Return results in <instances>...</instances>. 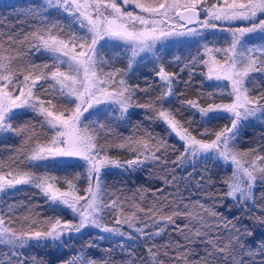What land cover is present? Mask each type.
<instances>
[{
	"label": "snow or ice",
	"instance_id": "obj_1",
	"mask_svg": "<svg viewBox=\"0 0 264 264\" xmlns=\"http://www.w3.org/2000/svg\"><path fill=\"white\" fill-rule=\"evenodd\" d=\"M52 10L58 14L54 19ZM27 15L37 20L28 31L0 34V133L23 137L20 155L10 157L8 165L0 162V193L31 186L54 215L40 218L31 209L22 218L0 215V245L11 250L14 264H28L19 250L33 243L66 245L90 228L98 230L101 240L118 236L150 242L169 227L185 243L149 244L151 264H264V259H256L264 257V241L255 250L247 247L243 236L254 233L238 228V221L222 215L214 204L160 197L157 189L145 207L142 190H137L140 202L134 195L128 204L115 194L106 200L104 185L110 168L131 172L169 163L168 142L140 125L133 135L110 139L113 114L116 121H125L130 109H143L146 119L162 122L169 136L174 134L182 144L183 151L172 164L204 159L230 167L231 174L221 181L226 189L222 197L251 210L253 221L264 227V191L259 200L255 194L257 185L264 186V146L237 147L241 128L252 119L264 120V0H42L28 8ZM205 32L226 35L218 46L221 38L207 41ZM180 38L206 41L185 65L188 80L181 81L161 62L155 71L159 94L152 95L151 85L128 83V73L141 54L155 56L158 46L179 43ZM121 45L129 54L126 69L115 67L103 54L105 47ZM35 54L45 55V62L34 63L30 57ZM197 68L214 90L185 98L186 92H178L177 85L190 87ZM202 99L209 102L202 104ZM18 110L33 113L39 128L31 121L14 125L23 114ZM216 120L227 123L207 126ZM112 150L131 158L121 161L111 155ZM63 158H78L83 171L63 177L50 174V165ZM163 179L166 184L176 182L175 176L168 180V174ZM66 213L71 218H65ZM125 225L132 231H124ZM197 241L203 245L201 251L192 247ZM93 246L89 242L85 248ZM119 247L123 251L126 245L121 242ZM32 262L43 264L35 257ZM63 264H135V260H97L81 252Z\"/></svg>",
	"mask_w": 264,
	"mask_h": 264
},
{
	"label": "trees",
	"instance_id": "obj_2",
	"mask_svg": "<svg viewBox=\"0 0 264 264\" xmlns=\"http://www.w3.org/2000/svg\"><path fill=\"white\" fill-rule=\"evenodd\" d=\"M215 2V0H212ZM42 0H0V34L5 36L9 33L22 34L30 29V26L35 25L37 20L27 15V9L37 7ZM130 8V7H129ZM132 10V9H129ZM57 13L52 10V17H57ZM67 23V21H64ZM207 41H212L217 37L221 38L218 41L222 43V37L226 33L217 32L215 35H211L207 32L204 33ZM206 42L199 38L190 40H180L179 43L175 41L166 42V45L159 46L156 49V55L152 54L151 57L146 58L134 65V67L128 73V83L130 85H139L141 88L151 85L153 91L152 95L159 94V80L155 76V71L158 70L159 63H163L169 72L178 73L181 81L188 80V69L185 65L191 59L192 56L197 54V49L200 45ZM259 44L260 41H255ZM103 54L112 61L113 65L118 68L126 69L128 64V53L119 47H105ZM157 56L159 60H157ZM179 57V61L175 58ZM34 63H43L46 60L45 55L35 54L30 57ZM50 62V61H49ZM182 69H184L182 71ZM200 69L195 70V75L191 80V85L187 89L183 82L178 83L177 91L186 92L185 98L196 99L198 94L203 92L207 93L214 89L209 87L212 82L205 80L203 76L199 74ZM144 96L140 94V100L143 102ZM216 102H221V97L218 95ZM226 101V100H225ZM206 99H202L201 103L206 104ZM173 104L178 106L175 98ZM22 112L14 121L13 124L19 127L25 122L31 121L39 128L38 120L34 118V114L30 111L18 110ZM194 111V110H193ZM131 115L128 116L125 121H116L115 114L111 117L112 127L114 132L111 138L117 136H130L137 132L136 125H140L142 128L148 129L157 137L164 138L170 145L168 151L169 163L166 167L148 165L140 170L127 172L122 169L113 168L108 170V175L104 178L105 185V199L109 197L119 196L122 202L127 201L128 204L133 203L132 197L135 195V202H140V194L137 190H142L146 199L143 201L145 207L151 205L154 197L152 193L157 189L161 191L157 194L160 197L167 196L172 199L173 196L177 200L183 199L184 203L193 201H200L206 204H214L222 215L228 217L230 220L238 221L237 227L240 229L247 228L251 230L254 235L243 236V240L246 246L253 250L259 248V245L264 241V227L258 226L252 219V211L246 209L244 206L235 204L230 198L224 199L222 192L226 189L223 188L221 183L225 176L231 174V168L225 167L223 163H216L213 160L196 159L189 160L182 166L174 165L171 161L176 159V156L183 151L182 144L173 135L165 131V125L159 121H152L145 118L144 110L133 108L130 109ZM92 118V117H91ZM95 117H93L94 119ZM188 115H185V119ZM100 119H106L101 117ZM196 120H199V115L196 114ZM227 123L225 120L212 121L208 127H219ZM194 129L202 130V126L193 124ZM23 137H17L13 133H0V162L4 165H8L10 157L19 156L18 149L22 144ZM258 146H264V120L253 119L249 121L246 126L241 128L239 139L237 141V147L241 150H247L249 148H256ZM178 151L173 152L172 148ZM111 155L113 157H119L121 161L130 159L131 156L128 153L118 152L112 150ZM81 162L77 161H62L54 165H50V174L63 177L65 175H75L77 172H82L83 169L79 167ZM174 169V171H173ZM7 171V167L4 169ZM25 170H30L25 168ZM39 171H43L40 169ZM170 173V174H169ZM168 174V180H172V177H176L175 184H166L164 176ZM83 184L81 187L83 188ZM264 191V186L257 185L255 194L257 199ZM207 194H211L212 198L209 199ZM11 208V211H10ZM29 209L33 213H39L40 218H44L48 215H54L51 209L45 204L44 199L37 193V190L28 185H19L17 190H10L7 194L0 193V215H4L7 218L9 215L13 217H23L28 214ZM131 210V209H129ZM247 211V215L245 214ZM258 214V209L256 210ZM65 218H71L70 213L64 214ZM111 217L106 216L105 221L110 222ZM178 224H183L185 221L178 220ZM19 227L18 224L14 225ZM126 232H131L126 225L123 228ZM169 241H179L185 243L183 237H181L172 227H169L161 236L156 237L153 241L146 242L142 239H136L135 241H129L126 238L112 237L107 240H101L98 236V230L86 229L84 234H77L73 239L68 240L66 245L56 246L49 242L47 247L36 246L34 243L32 246L19 250L21 258L28 261V264H33L32 258L42 261L43 264H63V261L70 259L77 253L83 252L86 256L94 257L97 260L110 257L116 261H124L128 259H134L135 264H151L148 260V254L146 248L149 244L155 243L157 246H162ZM89 242H93L95 246L91 248H85V245ZM123 242L126 248L122 251L119 247ZM197 251H201L203 245L199 241L192 245ZM111 250L106 254L105 250ZM132 253V256H129ZM257 261L264 259V257H256ZM0 264H14V258L11 256V250L5 246L0 245Z\"/></svg>",
	"mask_w": 264,
	"mask_h": 264
},
{
	"label": "rangeland",
	"instance_id": "obj_3",
	"mask_svg": "<svg viewBox=\"0 0 264 264\" xmlns=\"http://www.w3.org/2000/svg\"><path fill=\"white\" fill-rule=\"evenodd\" d=\"M130 8L129 9H132V6H129ZM136 11H139L138 9H136ZM237 23H243V22H237ZM190 40L191 38H180V40ZM159 47V46H158ZM157 47V48H158ZM119 48H122L123 50H125V48L123 47V45H121ZM127 55H129V54H127ZM141 56H142V58L141 57H138L137 58V61L133 64V67H134V65L136 64V63H138V62H140V61H142V60H144V59H146V58H149V57H151L152 56V54L151 53H147V54H141ZM132 67V68H133ZM218 91V90H217ZM225 102H227V101H225ZM219 103V102H218ZM91 118V117H90ZM93 118V117H92ZM253 120V119H252ZM252 120H250V121H252ZM62 161H77V162H81V161H79L78 160V158H63L62 159ZM82 163V162H81ZM110 169H113V168H110ZM109 170V169H108ZM106 222H108V221H106ZM116 237H118V236H116Z\"/></svg>",
	"mask_w": 264,
	"mask_h": 264
}]
</instances>
